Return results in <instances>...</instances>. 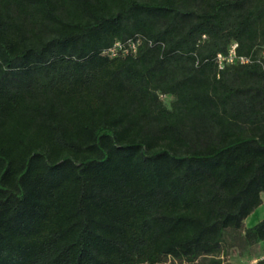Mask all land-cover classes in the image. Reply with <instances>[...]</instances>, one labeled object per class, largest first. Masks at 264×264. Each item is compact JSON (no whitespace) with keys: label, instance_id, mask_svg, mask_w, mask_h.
Wrapping results in <instances>:
<instances>
[{"label":"trees","instance_id":"16d2710c","mask_svg":"<svg viewBox=\"0 0 264 264\" xmlns=\"http://www.w3.org/2000/svg\"><path fill=\"white\" fill-rule=\"evenodd\" d=\"M262 193L264 0H0V264H223Z\"/></svg>","mask_w":264,"mask_h":264},{"label":"rangeland","instance_id":"374dc122","mask_svg":"<svg viewBox=\"0 0 264 264\" xmlns=\"http://www.w3.org/2000/svg\"><path fill=\"white\" fill-rule=\"evenodd\" d=\"M161 99L169 106L173 97L161 95ZM261 198V205L244 219L245 226H251L264 218V193L261 194ZM209 257L220 259L223 264H255L258 259L264 257V241L250 245L244 239L243 230L229 229L224 232L220 250ZM183 263L185 261H182ZM175 264L179 262L175 261Z\"/></svg>","mask_w":264,"mask_h":264},{"label":"built area","instance_id":"2783aa9c","mask_svg":"<svg viewBox=\"0 0 264 264\" xmlns=\"http://www.w3.org/2000/svg\"><path fill=\"white\" fill-rule=\"evenodd\" d=\"M116 45H118V44L116 43ZM135 47H136V43H132L129 46V48H131L132 51H135ZM234 47H235V45H233L232 49L230 50V52L228 53V55L226 57L223 58L220 55H218V63L220 66L222 65L223 60H226L227 62H230V63H232L234 60H236L237 57H235ZM114 51H115V48H112L110 50V53L113 55ZM123 52L124 53L127 52V48L123 49ZM238 60L242 63L246 61V59H244L243 57H238Z\"/></svg>","mask_w":264,"mask_h":264}]
</instances>
